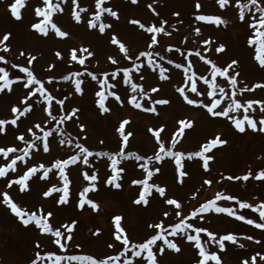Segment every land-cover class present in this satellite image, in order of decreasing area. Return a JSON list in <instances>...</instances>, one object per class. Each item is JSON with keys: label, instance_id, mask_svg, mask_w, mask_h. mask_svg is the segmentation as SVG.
<instances>
[{"label": "rangeland", "instance_id": "rangeland-1", "mask_svg": "<svg viewBox=\"0 0 264 264\" xmlns=\"http://www.w3.org/2000/svg\"><path fill=\"white\" fill-rule=\"evenodd\" d=\"M12 0H0V35L4 32H11L10 51L7 53L0 52L5 55L8 63L0 62V67H5L10 72V77L19 75L21 77L13 84V91L0 93V119H11L13 113L11 108L13 105L21 107L20 100L26 94L27 89L23 88L26 82V74L20 73L19 68H11V64L30 67L38 79H41L45 88L58 99L65 100V113L71 108H79L75 117L71 121H66L61 125V130L73 140V144L61 145V137L59 133L53 131V135L49 137L50 151L45 153L42 150V144L38 143L39 150H32L30 157H26L27 164L18 162L17 172L9 173V177L0 178V194L8 192L10 196L22 208L26 210H34L37 207H43L46 211L52 210L54 216L51 219L53 227H59L62 224L76 221L75 230L73 232V240L69 242L68 250L60 251L52 243L53 237L49 234H42L33 225L25 227L22 223L7 209L0 204V264H30L35 259V254L39 252L42 256L48 251L57 250L60 255H83L93 254L96 256H104L106 254H116L121 248L119 242L114 240V222L115 215L123 217L122 226L133 242H141L148 237L152 230L148 228L150 223L158 222L164 219L167 224L169 220L175 222V218H164L163 211L169 210L164 202V198H160L157 193H153L150 197L148 206L136 205L133 203L138 196L139 185H132L131 181L137 178H143L142 170L136 165L134 159L123 160L121 166L126 171L122 180L118 181L122 187L120 189L106 185L104 181L110 175L108 167L110 161L107 157H90L91 167L82 164L71 166L68 169L69 178L72 181L70 185V198L67 205H56L54 198H58L57 193L53 197L43 198L41 190L56 184L60 186L59 177L53 173L49 174L47 182L39 181L37 177H33L30 184L32 191L29 195L20 194L18 186L13 184L12 188L6 186L5 181L8 178H16L22 174L26 167L38 165L40 163L49 166L55 159L66 158L69 154H74L78 149L75 143L78 140L93 152H115L119 150L121 137L116 129L123 119L130 121L125 126V134L128 131L133 132V136L129 138V143L125 151L136 152L139 155H153L157 150L155 138L149 128H158L164 126L161 133V139L168 146L171 134L178 127V120L191 119L194 127L192 130H186L185 137L177 144L174 150L183 152H192L199 150L200 146L207 140L220 135L221 139L227 143L214 148L209 154L214 157L209 162V170L202 168V161L199 158L185 161V168L189 172V176L185 178V183L180 184L173 174V162L165 158L161 164L152 166L161 167V173L151 178L150 182L157 183L166 187V198H177L182 204V208L186 213L193 208L198 207L206 200L212 199L217 192L224 195H235L243 201L255 205L264 202V180H257L255 176L264 170V132L259 131V120L264 118V113L259 111V105H253L254 110H250L247 114L257 121V130L246 127L244 133H240L235 129L230 120L225 117H211L206 109L198 106H190L180 97L176 91L177 87L190 88L189 82L184 79V69H177L175 63H182L185 67L191 62V71L197 73V77L203 75L210 79V65L204 60L196 56V52H200L201 56L212 60L218 66H225L231 59L237 58L240 61L237 71L240 72L238 77V89L247 85L249 88L256 83H264V69H261L254 60V49L249 48L247 39L250 30L238 20V10L235 7V0H231L229 6L220 9L216 0H199L201 8L197 12L195 3L197 0H138L133 5L131 0H106L104 6L111 7L120 15L117 21L105 14L104 23L113 25L111 29H107L104 34H100L98 29H88L86 27V19L91 18V13L95 10L94 0H78L81 7L87 8L88 11L81 13L82 22L77 24L71 16V0H67L62 6L65 8L64 13L57 14L54 17L55 22L62 30L68 31L70 36L67 38L55 37L54 33L48 37L37 34L31 29L30 25L36 21L34 17V8L41 4V0H28L26 7L22 10V19L17 21L11 17L8 5ZM152 4L153 8L159 15L153 13L148 5ZM79 10V9H77ZM174 12H178L179 16H173ZM196 14L219 15L228 21L227 26L219 27L214 24H205L195 21ZM137 19L146 26L156 24L159 26L160 20L168 21L165 29L170 35L158 34V45L154 46L155 51H159L164 59L154 57L157 63L168 69L165 73L169 79L161 80L158 75V69L153 71L147 67V58H141L145 63L139 73L133 72V81L140 83L145 91H149L151 99H168L167 105H156L158 115L154 113H146L140 109H135L127 103L131 91L128 85L118 83L115 89L121 100L124 101L123 106L115 101L113 97H109L106 106L111 109L108 113H101L96 104L98 97L95 92L99 90V86L95 81L85 74L80 77L84 80L82 87L83 95L74 92V81H65L63 75L69 72L82 70V67L75 62L69 63L70 51L72 48L83 46L93 51V57L86 60L85 66L90 72L103 78L104 72L111 73L118 67L130 66L131 62L124 59L123 54L119 52L118 46L110 43L111 34H115L119 40L125 43L129 49V55L135 56L139 51L146 49V39L150 34L139 29L137 25L129 23L130 20ZM175 25V28L171 27ZM196 27L201 28V32L197 35L194 32ZM210 39L211 44L205 45L204 40ZM223 44L225 50L217 53L215 49ZM169 47L171 51H168ZM179 49V51H177ZM24 51L25 56H20L19 52ZM59 51L62 58H57L55 53ZM35 55L37 59L32 65H28L26 58L28 54ZM117 59L118 64L112 65L108 60V56ZM173 60V64H169L168 60ZM55 65L49 69V65ZM231 74V70H230ZM143 75L144 79L139 77ZM120 76L116 80L121 79ZM48 77H53L51 83ZM110 82L112 77L109 76ZM217 82L222 86L226 82L222 78H217ZM34 87V86H33ZM152 87H158V92L151 93ZM198 90L205 94L197 97L194 93H189L190 98L204 100L206 103L209 99L206 94L207 85L197 78ZM225 91L231 93V89L226 87ZM145 97L141 102L145 106H152L151 99ZM237 99L244 103L246 100H264V88H256L251 92L245 91L240 93L237 90ZM32 99H35L33 97ZM32 100H29L31 103ZM224 103H227L225 97ZM59 105L53 101L54 114H57ZM237 118L244 115L243 109L230 113ZM36 123H40L42 127L53 129L55 122L47 117L42 104H35L33 111L17 122V126L5 125V132L0 133V147L24 148L25 144L16 139V136L23 134L25 140L33 139L28 128H33L37 135H42L39 130L34 128ZM85 125L84 132H80L78 125ZM86 136V139L84 138ZM103 141V143H101ZM20 154V153H15ZM14 154H9V159ZM5 159L0 156V164L6 163ZM55 171V170H54ZM88 171L89 174L95 173L98 176L97 189L88 193V198L99 204V210L93 211L90 206L85 205L83 209L78 207L79 192L87 185L82 177V172ZM249 172L252 175L248 181L228 180L226 177L243 176ZM212 180L211 185L204 184V180ZM2 199V195H0ZM220 206L233 207L239 214L246 215L248 218L258 219V213L251 209H240L234 201H217ZM205 219L195 221L199 226L207 227L210 231L219 235L232 232L238 237L237 245H228L225 251H220L218 246L208 242L209 251L217 252L223 261V264H241L244 259L251 260V257L257 256L256 264H264L260 260V256H264V230L256 229L254 226L247 225L245 222L237 221L225 214L205 213ZM100 229V234L94 236L93 232ZM63 231V229H62ZM253 236V240L246 239L247 236ZM174 239L181 248L179 253L167 249L163 255L157 254L159 264H195L197 250L193 248V242H187L180 237H170ZM203 239H207L202 234ZM259 240L260 243H256ZM37 243L40 247L37 248ZM113 243L115 248L109 249L107 245ZM162 242H158L160 244ZM76 244H80L81 248L77 249ZM239 244H244L243 248ZM154 251H157L154 248ZM259 253V256L257 255ZM134 261L141 258H132ZM37 264H50L47 260L38 261ZM67 264V262H64ZM123 264V258L121 260ZM211 264V262H210Z\"/></svg>", "mask_w": 264, "mask_h": 264}, {"label": "snow or ice", "instance_id": "snow-or-ice-1", "mask_svg": "<svg viewBox=\"0 0 264 264\" xmlns=\"http://www.w3.org/2000/svg\"><path fill=\"white\" fill-rule=\"evenodd\" d=\"M28 0H12L8 5L9 12L11 17L19 21L22 19V10L26 7ZM138 0H131L133 5L137 4ZM155 2V0H154ZM220 9H225L229 6L231 0H216ZM64 3H67V0H41V4L37 5L33 12L34 17L37 18L30 27L37 34L44 37H48L50 32L54 33L55 37L58 38H67L70 36L68 31L62 30L58 23L55 22L54 17L57 14H62L65 11V8L62 6ZM106 0H94L95 10L91 13V18L86 19V27L88 29H98L100 34H104L107 29L113 27L110 23H104L103 18L105 14L108 17L114 18L115 20L120 19V15L117 11L113 10L111 7L104 6ZM235 7L238 10V20L239 22L246 24L250 30V35L247 39V45L249 48L254 49V60L258 63L261 69H264V0H235ZM148 8L152 9L153 13L159 15L156 12V9L153 8L152 4L148 5ZM195 8L199 12L201 4L199 0L195 3ZM79 9V10H77ZM88 9L81 7L78 3V0H71V16L73 20L79 24L82 22L81 13L87 12ZM173 16H179L178 12H174ZM195 21L203 22L205 24H214L219 27L221 25L227 26L228 21L222 18L219 15H208V14H196ZM132 25H137L139 29L143 30L145 33L150 34L146 39V49L139 51L137 55H129V49L126 47L125 43L117 38L113 33L111 34L110 43L112 45L118 46L119 52L123 54L124 59L131 62L130 66L118 67L113 70L111 73L104 72L103 78H98L96 74L90 72L85 66L86 60L90 57H93V51H90L88 47H79L72 48L70 51V61L69 63L75 62L82 67V70L69 72L67 75H63L62 79L65 81H74V92L77 94L83 95L84 80L80 77H83L87 74L91 80L95 81L99 86V90L95 92V96L98 97L96 104L101 113H108L111 111L109 107L106 106V101L109 97H113L116 102L123 106L124 101L121 100L120 95L116 91L110 89H115L118 83H123L128 85L131 91V95L127 99V103L132 105L135 109H140L146 113L159 114L156 105H167L170 103L168 99H151L149 97V91H145L143 86L140 83L133 81V76L130 75L133 72L139 73L142 68H145V63L141 58H147L146 65L150 67L153 71L158 69V75L161 80H167L169 77L165 74L168 69L161 66L157 63L154 57H159L161 60L164 59L160 55L159 51L154 50V46L158 45V34H164L165 36L170 35L169 32L165 29V24L168 21L161 19L159 26L152 24L146 26L140 20L132 19L129 21ZM175 28V25H171ZM194 32L199 35L201 28L196 27ZM12 36L11 32H4L0 35V52L7 53L10 51V37ZM205 45L211 44L210 39L203 41ZM225 46L223 44L219 45L215 51L217 53L223 52ZM168 51H171L169 47ZM179 51V49H177ZM20 56H25L24 51L19 52ZM57 58H62L61 53L57 51L55 53ZM196 56L204 60L206 64L210 65V79L201 75L197 77L195 71H191L189 74V69L191 68V62H188V66L185 67L182 63H175L177 69H184V79H186L190 88L186 90V87H177L176 91L179 93L180 97L190 106H198L206 109L207 113L211 117H225L232 122L235 129L240 133L246 131L245 125L252 130H257V121H255L247 113L253 109V105H259V111L264 113V100H246L244 103H241L237 99V90L240 93L245 91L251 92L256 88H264V83H256L249 88L247 85L240 87L238 89V77L240 72L237 71L240 61L237 58H233L225 66L221 67L214 63L212 60L207 59L206 57L201 56L200 52H196ZM37 57L32 54H28L26 62L28 65H32ZM108 60L112 65H117L118 61L113 56H108ZM0 62L8 63L5 55H0ZM169 64H173V60H168ZM55 65L50 64L49 69L54 68ZM11 68H19L20 73L26 74V82L23 84V88L27 89L26 94L20 100L21 107L13 105L11 108V113L13 117L11 119H0V133L5 132V125H11L13 127L17 126L18 120L21 117L26 116L27 114L33 111L35 104H42L44 111L46 112L47 117L51 121L55 122L53 129H45L41 126L40 123H36L34 128L39 130L42 135H37V132L33 131V128H28L27 131L31 133L33 139L25 140V136L20 134L16 136L18 141H21L25 144V147L20 149L15 146L11 147H0V156H2L6 163L0 164V178L9 177V173L15 174L17 172L18 162L27 164L26 157H30L32 150L38 149V143L42 144L43 152L47 153L50 151L49 137L53 135V131L60 134L63 139H60V144L64 145L65 143L71 146L73 144L72 138L67 136L65 132L61 130V125L66 121H71L73 117L77 120L79 117L76 115L80 110L79 108L73 107L67 113H65L64 105L67 97L63 99H58L53 96L48 89L45 88L44 83L41 79H38L34 72L27 66H21L18 64H11ZM231 70V74H230ZM121 76L119 81L116 80V77ZM109 76L112 77L110 82ZM222 78L225 84L218 83L217 78ZM197 78L203 81L207 85L206 94L210 98L209 102L197 98H190L189 93L196 94L197 97L204 95V92L198 90L197 87ZM19 75L10 77V72L5 67H0V93H4L5 90L8 92L13 91V84L20 80ZM48 82L51 83L53 77H48ZM140 80L144 79V76L139 77ZM34 86V87H33ZM228 87L231 89V93H227L225 88ZM158 87H152L150 89L151 93L158 92ZM35 97V99H32ZM145 97L151 99L152 106H145L141 101ZM225 97H227V103L225 104ZM29 100H32L29 103ZM56 101V104L59 105V108L56 110L57 114H54L53 101ZM243 109L244 115L242 118H237L235 115H230V113H235ZM130 121L128 119H123L116 131L121 137V144L118 151L109 153L96 151L93 152L83 143H80L78 140L75 143V148L78 149L74 154H69L66 158L55 159L49 166L40 163L38 165H32L26 167V170L22 174L18 175L16 178H8L5 183L8 188H12L13 184L18 186V191L20 194L29 195L32 191V186L30 181L33 177H37L38 180L47 182L49 179V174L53 173L59 177L60 186L52 184L51 186L46 187V190L42 189V197L49 198L53 197L54 193L59 194L58 198H54L56 205H67L70 198V185L72 181L69 178L68 169L71 166H76L82 164L84 166L91 167L90 157H107L110 161L108 167L110 168V175L107 176L104 183L110 185L113 188L120 189L122 187L121 183L118 181L122 180L123 174L125 173V167L121 166L123 160L134 159L137 163V167L142 170L143 178L133 179L131 181L132 185H139L138 196L134 199L133 203L136 205L148 206L150 203V197L153 196V193H157L160 198H164L163 202L170 206L169 210H165L162 213L164 218L174 217L175 222L169 220L166 224L164 219H160L158 222L150 223L148 228L152 230L151 234L144 238L141 242H133L128 234L126 233L125 228L122 226L123 217L121 215H115L112 219L114 222V240L119 242L121 248L117 250L116 254H106L104 256H96L93 254H83V255H60L57 254V250L65 251L68 250L69 242L73 240V232L75 230L76 221L73 220L69 223L62 224L59 227H53L50 222L54 216L52 210H45L42 206L37 207L34 210H26L22 208L17 202L14 201L12 196L8 192H3L2 199H0V204L5 206L10 210L12 214L22 223L23 226L28 227L33 225L36 229L39 230L42 234H49L53 237L52 243L56 246L57 250L48 251L45 255H41L39 252L35 254V259L30 261V264H37L38 261L47 260L50 264H121L123 258V264H159L157 260V254L163 255L165 252V246L167 249L179 253L181 251L178 243L171 239L170 237H180L181 239L186 240L187 242H193V248L197 250V259L195 264H223L221 256L217 252L209 251L207 243L211 242L218 246V249L222 252L225 251L228 245H237L238 237L232 232H228L222 235H219L210 231L207 227L199 226L195 221L199 217L200 221L205 219V213H215V214H225L228 217L234 218L237 221L245 222L247 225L254 226L256 229L264 230V202H261L259 205L249 204L235 195H224L220 192H217L212 199L206 200L201 203L198 207L193 208L190 212H184L180 200L177 198H166V187L161 186L157 183L150 182L151 178L155 175L161 173V167L152 166L154 164H161L165 161V158L170 159L173 162L174 169L173 174L174 178L180 183H185V178L189 176V172L185 168V161H190L196 158L202 161V168L205 171L209 170V162L214 159L209 153L216 147L222 146L227 143L226 140L221 139L220 135H216L214 138H211L204 142L199 150L192 152H183L174 150L181 142V140L186 135V130H192L194 127V121L191 119H180L178 120L177 129L171 134V139L166 147L165 142L161 139V133L164 131V126L158 128H149L148 131L152 133L155 138V143L158 146L157 150L153 155H139L136 152L125 151L129 143V138L133 136L132 131H128L125 134V126L129 125ZM259 131L264 132V118L259 120ZM78 128L80 132H84L85 125L79 124ZM86 139V136L84 137ZM103 143V141H101ZM14 154L9 159V154ZM20 153V154H15ZM55 170V171H54ZM252 175L251 172L243 176H227L228 180H243L248 181L249 177ZM82 177L87 181V185L82 188L79 192L78 207L83 209L85 205L90 206L93 211L99 210V204L94 200L88 198V193L90 191H95L97 189L98 176L95 173L89 174L88 171L82 172ZM257 180H264V170L260 171L256 176ZM204 184L211 185L212 180H204ZM217 201H234L238 204L240 209H251L254 212L258 213V219L248 218L246 215L239 214L233 207L220 206ZM63 229V231H62ZM100 234V229H96L93 232L94 236ZM202 234L207 239L202 238ZM247 240H253V236L249 235L246 237ZM158 242H162L158 244ZM256 243H260L259 240ZM37 248L40 247L37 243ZM77 249L81 248L80 244H76ZM109 249L115 248L113 243L107 245ZM240 248L244 247V244H239ZM154 248L157 251H154ZM259 256V253L257 254ZM141 258L139 260H133L132 258ZM257 256L251 257V260L244 259L241 264H256ZM260 260L264 261V256H260Z\"/></svg>", "mask_w": 264, "mask_h": 264}]
</instances>
